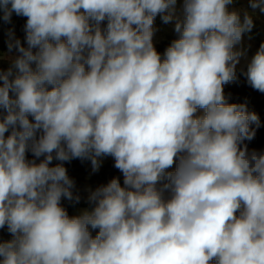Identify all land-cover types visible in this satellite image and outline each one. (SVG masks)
I'll use <instances>...</instances> for the list:
<instances>
[{
  "label": "clouds",
  "instance_id": "9594fccd",
  "mask_svg": "<svg viewBox=\"0 0 264 264\" xmlns=\"http://www.w3.org/2000/svg\"><path fill=\"white\" fill-rule=\"evenodd\" d=\"M238 2L0 0L26 18L0 54V264H264L261 123L224 93H264V42L238 67L264 0ZM106 157L122 183L82 197L65 164Z\"/></svg>",
  "mask_w": 264,
  "mask_h": 264
},
{
  "label": "rangeland",
  "instance_id": "374dc122",
  "mask_svg": "<svg viewBox=\"0 0 264 264\" xmlns=\"http://www.w3.org/2000/svg\"><path fill=\"white\" fill-rule=\"evenodd\" d=\"M256 19H263L264 15H261L259 13H256L254 15ZM25 19L23 17H17L13 15L12 17V23L11 24H2L0 23V47L2 48L1 53H6L7 48L5 44L6 36L5 32L8 28L12 27L15 30V34L17 38H20L21 41H23V25L25 23ZM264 42V32L262 41ZM260 44H256L252 40H248L244 38L243 40V47L247 49V57L241 58L240 65L238 67H244L247 59H250L251 56L255 53V51L258 49ZM163 53V52H161ZM238 79L236 82L225 85L224 86V93L226 96L229 97V103H247V107L249 111L255 112L260 119L261 126L256 130V136L255 139L248 143L249 148H256V149H264V93H260L258 91L253 90L247 83L245 77L240 75L239 71L237 73ZM111 161L112 158L106 157L102 161V165L98 172L91 173V166L90 163L84 161L81 162L80 160H75L76 169H80V172H76L73 174V176L78 180H74L76 182L77 189L80 190V194L83 197L84 194V188L85 186L95 188L101 184H106L111 178H106L104 171L108 168H105L103 164L106 161ZM83 172V173H82ZM78 173V174H77ZM104 175V177H103ZM121 179L122 183V176L121 174L117 175ZM69 205L67 202H64V206ZM87 207V205L84 203L83 199L80 204L76 205L73 210H71V215L75 213L76 209Z\"/></svg>",
  "mask_w": 264,
  "mask_h": 264
},
{
  "label": "trees",
  "instance_id": "16d2710c",
  "mask_svg": "<svg viewBox=\"0 0 264 264\" xmlns=\"http://www.w3.org/2000/svg\"><path fill=\"white\" fill-rule=\"evenodd\" d=\"M246 6H247L246 0H239V2L235 5V7H237V8H242V7H246ZM253 19H254V25L255 26H254L252 32L247 34L244 38H246L248 40H252L256 44H260L262 41L263 32H264V20L263 19H256L255 17H253ZM156 26L160 29V31L157 32V34L154 38V42H155L156 50L161 53V52H163L164 48L170 43V41L175 38V36H174V33L171 31L170 26L161 25L158 18L156 21ZM249 37H251V38H249ZM0 51H2L1 47H0ZM0 54H2V53L0 52ZM7 66H8L7 63L0 64V68H6ZM29 158H31V157L29 156ZM74 161L75 160L71 161L70 163H66L65 167L67 168L69 177L76 180V178L73 176V174L76 172H80V169L75 170L76 164ZM86 162H88V161H86ZM88 163H90V162H88ZM113 164H114V162H111L109 160L103 164V166L105 168H108L107 170H103L105 177L108 179L111 177L112 178L118 177L117 175L120 174L119 171L113 167ZM103 177H104V175H103ZM76 182H78V180H76ZM65 207L67 208L69 214L71 215V210H73L74 207L70 206V205H66ZM0 239H5V240L9 239V236H8L6 230H0Z\"/></svg>",
  "mask_w": 264,
  "mask_h": 264
}]
</instances>
